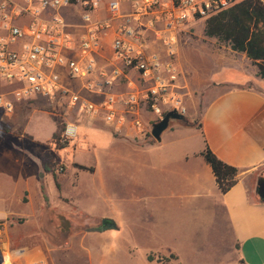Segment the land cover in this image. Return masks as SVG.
<instances>
[{
	"label": "crops",
	"instance_id": "crops-1",
	"mask_svg": "<svg viewBox=\"0 0 264 264\" xmlns=\"http://www.w3.org/2000/svg\"><path fill=\"white\" fill-rule=\"evenodd\" d=\"M62 15L73 33H83L77 27L82 17L79 8L65 9ZM213 47L209 48V67L214 72L207 82L193 73L184 78L192 93L212 97L199 125L181 126L172 121L160 143L128 142L142 149L135 172L139 202L148 215L145 227L151 248L147 261L151 254H170L183 264L181 256L186 254L195 257L188 264H264V198L260 196L264 79L245 54ZM102 55L99 67L111 69L116 61L109 40ZM41 103L45 102L16 104L10 115L0 110V123L11 127L9 132H0V264H93L95 252L78 246L79 239L91 234H69L55 226L52 218L35 211L33 197L43 192L35 177L48 153L49 140L36 139L29 125ZM18 130L21 134L14 135ZM115 134L140 139L135 131ZM30 144L35 146L34 156ZM206 147L240 171L237 184L225 194L202 156ZM44 219L49 224L46 228L40 226ZM114 221L116 230L92 234L112 241L107 249L111 254L121 249L115 241L123 228ZM132 246L130 242L128 249Z\"/></svg>",
	"mask_w": 264,
	"mask_h": 264
},
{
	"label": "built area",
	"instance_id": "built-area-1",
	"mask_svg": "<svg viewBox=\"0 0 264 264\" xmlns=\"http://www.w3.org/2000/svg\"><path fill=\"white\" fill-rule=\"evenodd\" d=\"M244 1L0 0V110L41 100L55 111L63 100L117 134L145 137L166 114L187 112L179 32ZM69 8L80 9L83 33L62 15ZM108 40L111 69L98 61ZM77 138L78 126L67 123L63 141Z\"/></svg>",
	"mask_w": 264,
	"mask_h": 264
},
{
	"label": "rangeland",
	"instance_id": "rangeland-1",
	"mask_svg": "<svg viewBox=\"0 0 264 264\" xmlns=\"http://www.w3.org/2000/svg\"><path fill=\"white\" fill-rule=\"evenodd\" d=\"M205 30L206 20L188 24L179 32L177 46L178 64L184 76L193 73L201 82H207L214 72L209 67V48L215 46L213 50L216 51L230 48L227 43L207 37ZM150 40L154 38L150 37ZM155 49L160 50V47L155 46ZM182 81L185 86L184 79ZM181 92L184 95L188 126L197 127L203 109L212 97L192 93L186 86ZM38 107L39 111L35 113L36 117L30 123L29 130L36 139L49 140L45 146L58 165L51 173H45L43 168L37 170L40 173L35 177L36 186L42 188L43 192L33 197L35 211H39L43 218H52L55 226L66 229L69 234H91L79 239L78 246L83 244L86 250L95 252L93 264H150L146 259L151 248L145 227L148 215L139 202L140 190L135 172L138 154L142 149L128 142L144 145L150 140L155 141L151 128H146L145 137L134 140L116 135L102 119L87 117L79 113L77 108L66 105L63 100L55 111L46 102ZM55 116L59 117L63 125L73 123L78 126V138L61 142L66 145L64 149H60L59 144L53 140V134H61L63 131V125L58 127L53 122ZM21 132L18 130L14 135ZM122 137L126 139H115ZM30 148L35 149V146L30 144ZM34 151L29 152L36 155V149ZM24 200L27 201L26 195ZM103 219L116 220L123 227L115 241L121 249L115 254L107 250L112 245L107 236H92L100 233L97 229L101 227ZM47 222L42 220L40 226L46 228L49 226ZM130 242L133 245L131 250L128 249ZM149 256L153 258L151 264H178L174 255ZM181 258L183 264H188L195 257L184 254Z\"/></svg>",
	"mask_w": 264,
	"mask_h": 264
},
{
	"label": "trees",
	"instance_id": "trees-1",
	"mask_svg": "<svg viewBox=\"0 0 264 264\" xmlns=\"http://www.w3.org/2000/svg\"><path fill=\"white\" fill-rule=\"evenodd\" d=\"M205 33L209 38H216L227 43L232 51L245 54L258 68V77L264 79V2L245 0L235 7L209 18L206 20ZM53 118L58 127L63 125V122L58 119L59 117ZM186 121L187 123L183 121L177 123L181 126H188L187 118ZM65 125L66 123L63 125L61 134L53 135V140L55 144H59L60 149L66 148V145L61 143L64 142L62 136ZM3 130L9 132L11 127L1 122L0 132ZM202 156L212 168L220 191L223 194L229 192L239 180V169L221 161L208 147L203 151ZM57 165L52 154L48 152L42 164L43 171L51 173ZM97 232H103L102 226L97 229ZM148 261L152 262L153 258L149 256Z\"/></svg>",
	"mask_w": 264,
	"mask_h": 264
},
{
	"label": "water",
	"instance_id": "water-1",
	"mask_svg": "<svg viewBox=\"0 0 264 264\" xmlns=\"http://www.w3.org/2000/svg\"><path fill=\"white\" fill-rule=\"evenodd\" d=\"M172 121H183L187 123L186 117L179 114L177 111H172L166 114L160 121L156 122L152 126L151 135L155 141L159 143L162 141V135L169 129ZM260 196L264 198V184L261 185ZM101 225L103 231H112L117 229V225L112 219H103Z\"/></svg>",
	"mask_w": 264,
	"mask_h": 264
},
{
	"label": "flooded vegetation",
	"instance_id": "flooded-vegetation-1",
	"mask_svg": "<svg viewBox=\"0 0 264 264\" xmlns=\"http://www.w3.org/2000/svg\"><path fill=\"white\" fill-rule=\"evenodd\" d=\"M262 184H264V178H262L261 180H260V190H261V185Z\"/></svg>",
	"mask_w": 264,
	"mask_h": 264
}]
</instances>
